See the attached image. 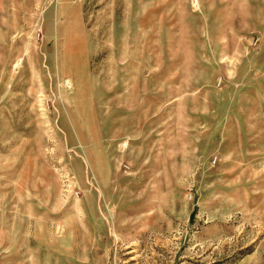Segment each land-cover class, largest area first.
Masks as SVG:
<instances>
[{
	"label": "rangeland",
	"instance_id": "374dc122",
	"mask_svg": "<svg viewBox=\"0 0 264 264\" xmlns=\"http://www.w3.org/2000/svg\"><path fill=\"white\" fill-rule=\"evenodd\" d=\"M0 264H264V0H0Z\"/></svg>",
	"mask_w": 264,
	"mask_h": 264
}]
</instances>
